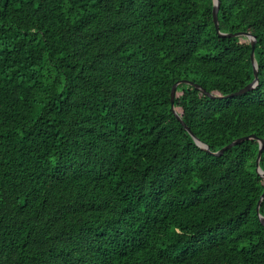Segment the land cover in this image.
<instances>
[{
    "label": "trees",
    "instance_id": "trees-1",
    "mask_svg": "<svg viewBox=\"0 0 264 264\" xmlns=\"http://www.w3.org/2000/svg\"><path fill=\"white\" fill-rule=\"evenodd\" d=\"M0 0V264H264V0ZM264 172V145L259 159Z\"/></svg>",
    "mask_w": 264,
    "mask_h": 264
},
{
    "label": "water",
    "instance_id": "water-1",
    "mask_svg": "<svg viewBox=\"0 0 264 264\" xmlns=\"http://www.w3.org/2000/svg\"><path fill=\"white\" fill-rule=\"evenodd\" d=\"M219 4H220V1L219 0H213V5H212V18H213V23H214L215 31H216V33L219 36H229L230 37V36H237V35H245L246 37H248L249 42H250V46H251V50H250V60H251L252 67H253V79L249 83H247L246 85H244L243 87L239 88L238 90L233 91V92L228 93V94H225V95H214V94L206 91L203 87H201L197 83H194L193 81L185 80V79L176 81L172 85L171 90H170V107H171V110L173 111V113L175 114L176 118L180 121V123L183 125V127L188 131V133L194 139V141L196 142V144L199 145L200 147L204 148L207 152H209V153H211L213 155H220L226 149H228V148H230V147L238 144L239 142H241L243 140H246V139H249V138H255V135L251 134V135H246V136L238 137V138L232 140L231 142H229L228 144H226L225 146L221 147L220 149H218L216 151H211L206 144H204L203 142H201L193 134V132L185 125V123L182 121V119L180 118V116L176 112L175 107H174V99H175V91H176L177 85L179 83H187L189 85H192L194 87L199 88L203 93H205L207 96H209L211 98H215V97L216 98H227V97H231V96H234V95H240L242 93H245V92L249 91L250 89L254 88L257 85L258 80H259L258 79V68H257V64H256V61H255V58H254V48H255V41H256L255 36L251 35L248 32H244V31H239V32H222V31H220L218 17H217V12H218V8H219ZM258 141H259V149H258V152H257V155H256L255 166H256L257 173L260 176L264 177V172H263V170L259 166V159H260V156H261V151H262V148H263V145H264V141H263V139H259ZM263 196H264V190H263L260 198L257 201V205H256V211H257V213H259V205H260V202H261V199H262ZM258 216H259V219L261 220V222L264 223V217L261 216L260 214H258Z\"/></svg>",
    "mask_w": 264,
    "mask_h": 264
}]
</instances>
